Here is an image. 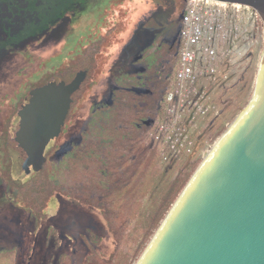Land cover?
<instances>
[{
    "label": "trees",
    "instance_id": "1",
    "mask_svg": "<svg viewBox=\"0 0 264 264\" xmlns=\"http://www.w3.org/2000/svg\"><path fill=\"white\" fill-rule=\"evenodd\" d=\"M255 33L262 34L260 21L255 26ZM102 42L99 39L91 44L88 52L92 57L88 65L78 63L76 69H63L59 75L62 80H68L71 72L75 75L72 82L65 85L68 102L63 132L98 77ZM178 52L179 49H167L157 58L150 74H157L161 69L164 74L162 82H155L152 87V98L137 96V108L122 101L123 104L116 107L107 120H102L101 113L91 132L84 134L83 142L73 152L57 160L54 147L46 150L26 180L11 177V160L7 148L3 149L0 161L3 178L9 182L19 203L39 223L48 219L47 210L57 195L100 210L114 249L109 256L94 253L86 264H136L202 162L201 159L191 161L169 179V170L163 169L160 163L163 151L153 145V136L148 135L153 125L157 127L168 121L169 95L178 69ZM168 62L170 68L166 67ZM244 70L241 79L249 67ZM55 78V75L47 78L40 87H46ZM22 100L15 104L13 115ZM141 101L146 105L141 106ZM231 103L228 101V105ZM217 112L221 113L220 110ZM211 118L214 120L217 116ZM224 129V126L211 124L205 131L215 141Z\"/></svg>",
    "mask_w": 264,
    "mask_h": 264
},
{
    "label": "flooded vegetation",
    "instance_id": "2",
    "mask_svg": "<svg viewBox=\"0 0 264 264\" xmlns=\"http://www.w3.org/2000/svg\"><path fill=\"white\" fill-rule=\"evenodd\" d=\"M99 1L101 0H0V67L4 61L12 60V55L17 53L21 55L25 70H27L19 88L15 92L13 91V94L5 96L8 109L0 119L2 122L0 127V161L3 158L4 147L7 148V135L11 120L16 114L13 115L14 94L27 79L43 68H50L43 70V73L48 74L49 79L54 75L56 77L54 82L44 88L40 87L41 92L37 93L50 94L51 109L53 100L52 113L55 122L51 138L45 146L44 152L54 147V158L57 160L63 159L83 142L84 134L91 132L92 125L101 113L102 120H107L113 110L123 104L122 101L137 108V96L149 98L154 96L152 87L155 82H162L164 70L161 69L160 73L154 75L150 73H152V68L160 54L167 49L172 50L176 46H180L186 0H151L154 10L138 21L135 0L129 1L134 2V5L130 7L126 6L127 0L121 1L117 9L113 8L112 18L114 20L111 18V21L110 11L113 9L107 8L110 6L108 1L102 0L103 3ZM99 7L102 9L98 10ZM93 9L98 10L97 15L100 13L97 19L103 21L102 35L99 38L103 42L99 56L100 63L97 68L98 77L89 93L97 86L100 75H104V88L97 92V95L94 94L91 97L95 108L93 107L94 110L88 114V119L83 120L80 130L73 129V120L79 115L87 99L82 102L80 110L63 132L68 98L59 102L53 88L55 85L59 87L63 84L65 86L72 82L75 76L73 72L68 80H62L59 76L63 69H76L78 63L89 64L88 61L92 56L88 50L92 43L99 40H92L96 29L94 28L96 19L87 17ZM127 11L128 15H126ZM130 24L132 25L130 26ZM257 37L258 35L255 33L249 43L243 46L234 57L230 84L221 90L223 92L221 95L216 93L215 99L212 98L215 102V111H219L221 103L226 104L222 96L240 83V75L244 73V68L249 67V63L253 61L254 51L251 43L257 41ZM260 40L262 41V39ZM50 49H53L49 53L50 55L43 58V55L47 54ZM113 58L114 60H112ZM33 64L38 65L37 70L31 74L29 70ZM33 95L26 94L22 98L21 104L27 97ZM149 98L148 100H151ZM4 102L5 100H2V103ZM140 105L144 106L146 102L141 101ZM54 107L59 109V121ZM135 119L137 125V116ZM148 120L151 121V119ZM56 131L57 135L54 136ZM0 179L4 181L1 182V187L3 186L5 195L12 194L15 197L9 182L3 178L1 162ZM35 219L37 220L36 217ZM42 222L39 223L37 220L38 225ZM19 249V247L10 250L4 249L2 252H14V264H19Z\"/></svg>",
    "mask_w": 264,
    "mask_h": 264
},
{
    "label": "water",
    "instance_id": "3",
    "mask_svg": "<svg viewBox=\"0 0 264 264\" xmlns=\"http://www.w3.org/2000/svg\"><path fill=\"white\" fill-rule=\"evenodd\" d=\"M240 3L264 16V0ZM55 117L49 93L27 97L11 120V177L36 166ZM136 264H264V43L247 106L203 159Z\"/></svg>",
    "mask_w": 264,
    "mask_h": 264
},
{
    "label": "rangeland",
    "instance_id": "4",
    "mask_svg": "<svg viewBox=\"0 0 264 264\" xmlns=\"http://www.w3.org/2000/svg\"><path fill=\"white\" fill-rule=\"evenodd\" d=\"M106 1L110 4L107 8L111 10L113 8L117 9L122 0ZM129 1L127 0L128 3H126V6H133L134 2L131 3ZM99 2L103 3L104 1L101 0ZM135 4L137 8V21L142 20L154 10L151 0H135ZM100 9L102 8L99 7L98 10ZM114 9L110 11V21L113 17ZM98 10L93 9L90 15H87L88 18L94 17L96 19L94 28L98 30L96 31L95 29V33L92 35L93 41L99 39L102 35L101 27L103 26V21L97 19L100 14L97 15ZM126 15H128V11ZM112 19L114 20V18ZM260 39L261 37L258 36L257 41L251 43L254 58L249 63L250 66L246 76L241 79L242 75H240V83L222 96L223 101L227 102V105L224 103L220 104L219 110L221 111V115H216L217 119L213 120L209 115L205 116L201 113L196 114L194 123L189 124L187 130L184 131V135H187L189 139L180 144V151L174 152L171 147L161 145V143H157L153 139V145L161 147L163 151L160 163L163 169L169 170V179H173L178 171L183 169L191 161L198 159L203 161L211 151L221 136L215 141H212L209 138V134L205 131L209 125L224 126L225 132L249 103L257 87L262 67L263 43ZM178 47H175L176 51H178ZM52 51L53 49L47 51L48 53L43 55V58L50 55L49 53ZM37 65L33 64L30 67L29 71L31 74L37 70ZM217 66H220V62H218ZM166 67L170 68L169 62L166 64ZM49 69L43 68V70ZM43 70L41 69L40 72L32 75L23 83L18 92L14 94L13 103H18L26 94L33 95L41 92L40 86L42 82L46 78H49L47 73H43ZM25 71L27 70H25L21 55L17 53L12 55V60L8 59V61H4L0 67V119L8 109L5 96L13 94L12 92H15L19 88L24 79ZM173 83L177 86L176 81ZM204 84L206 86L210 85L208 80H203ZM103 88L104 75H100L97 86L89 93L79 115L73 120L74 130L79 131L83 125V120L88 119V114L95 108L91 97L94 94L97 95V92H100ZM53 90L59 102L61 100L62 102L63 100H67L68 94L63 84L59 85V87L55 85ZM216 93L221 95L223 92L218 91ZM214 95L211 96V99L214 98ZM214 99L210 101L213 106L215 103ZM2 100H5V102L2 103ZM194 100V96L185 97L180 95L176 100V104L185 105L186 112H188L186 114L191 115L196 110L193 105ZM228 101L232 102L231 106L230 104L228 105ZM171 105H173V102H171ZM54 111L59 121V109L54 107ZM147 124L149 125V123ZM1 125L2 122L0 121V127ZM155 126L153 125L150 128L148 135L155 136ZM56 135L57 131L54 136ZM31 174L32 172L30 174L28 173L24 180L30 177ZM1 182L4 181L0 179ZM1 185L2 183L0 184V264H14V252L2 251L4 249L10 250L18 247L20 248V255L18 256L20 260L19 264H68L70 261L71 264H86L89 261L87 260L88 257L94 253L109 256L113 251V239L100 210L84 206L77 200L57 195L47 210L48 219L38 225L35 217L12 194L5 195L4 188Z\"/></svg>",
    "mask_w": 264,
    "mask_h": 264
},
{
    "label": "built area",
    "instance_id": "5",
    "mask_svg": "<svg viewBox=\"0 0 264 264\" xmlns=\"http://www.w3.org/2000/svg\"><path fill=\"white\" fill-rule=\"evenodd\" d=\"M259 21L264 43V16L257 9L218 0H186L175 78L177 86L174 85L169 95L168 121L156 127L153 139L157 143L171 147L174 152L180 151V144L189 139L184 131L194 123L196 114L218 115V110L210 103L211 96L230 84L233 59L249 43ZM203 80H208L210 85H203ZM180 95L195 97L196 110L191 115H187L185 105L176 104Z\"/></svg>",
    "mask_w": 264,
    "mask_h": 264
}]
</instances>
